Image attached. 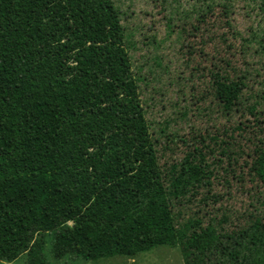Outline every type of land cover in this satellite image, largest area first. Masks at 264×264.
<instances>
[{"label":"trees","instance_id":"16d2710c","mask_svg":"<svg viewBox=\"0 0 264 264\" xmlns=\"http://www.w3.org/2000/svg\"><path fill=\"white\" fill-rule=\"evenodd\" d=\"M240 1L264 15V0L205 7L221 9L229 28ZM251 39L264 50V25ZM126 47L111 0H0V261L46 264L49 236L57 260L133 258L167 245L184 264H264V197L245 209L243 227L229 225L237 213L221 206L206 221L200 209L174 212L201 191L208 205L203 138L172 165L159 161L139 99L143 78ZM212 75V96L227 115L248 108L263 119L264 95L256 102L246 94L254 97L248 107L244 82ZM217 147L232 158L223 142ZM250 167L264 179V144Z\"/></svg>","mask_w":264,"mask_h":264},{"label":"rangeland","instance_id":"374dc122","mask_svg":"<svg viewBox=\"0 0 264 264\" xmlns=\"http://www.w3.org/2000/svg\"><path fill=\"white\" fill-rule=\"evenodd\" d=\"M111 2L125 32L132 72L143 78L138 82L139 99L159 161L165 167L172 165L185 151L200 146V136L203 138L205 148H200L208 158L204 170L211 184L208 205L200 204L201 191L196 197L189 194V202L174 205V212L188 217L200 209L199 216L206 221V213L212 214L221 206L237 213L229 218V225L243 227L248 221L244 219L248 215L245 209L255 207L257 200L264 197V179L250 167L254 150L264 144V115L256 119L248 108L227 115L212 96V73L217 71L244 82L243 101L248 107L254 97L246 94L252 92L257 94L256 102L261 100L264 50L259 47V39L251 38L257 25H264V15L258 10L250 11L240 1L230 17L233 24L227 28L225 21L218 18L221 9L210 14L205 7L207 0ZM196 6L205 11L203 19L193 16ZM225 33L226 37H219ZM222 142L232 158L214 151ZM188 203L192 211L185 207ZM51 243L47 236L46 264H184L179 248L167 245H157L133 258L118 255L85 261L73 256L54 259ZM0 264L27 263L21 256Z\"/></svg>","mask_w":264,"mask_h":264}]
</instances>
